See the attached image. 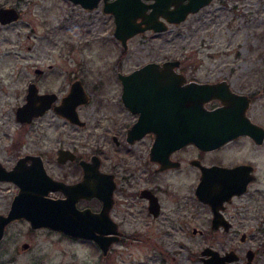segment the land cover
<instances>
[{"label": "flooded vegetation", "instance_id": "obj_1", "mask_svg": "<svg viewBox=\"0 0 264 264\" xmlns=\"http://www.w3.org/2000/svg\"><path fill=\"white\" fill-rule=\"evenodd\" d=\"M141 1L144 4L153 2ZM214 1L216 0H210L196 12L187 13L181 22ZM103 4L104 1L100 0L95 8L85 11L99 7L103 11ZM173 8L170 5L168 10ZM150 10L149 7L145 8L144 14H148ZM18 12L20 17L21 13L19 10ZM106 14L114 23L113 15ZM157 18L164 30L147 29L139 33H160L168 30L169 26L181 23H171L161 14ZM141 20V17L136 19L137 22ZM115 39L121 44L119 39ZM142 65L127 69L117 63L108 71L98 67L97 79L90 84L91 87L86 85L83 76L72 74L66 91L61 93L42 87L41 80L49 73L45 69L33 66L26 74L24 70L21 71L18 76L19 100L13 110L17 129L14 135L6 134L5 138L9 139L7 145H0V196L4 191L10 194V200L5 204L7 207L0 209V215H7L14 196L19 192L24 194V191H28L31 196L30 192L36 185H44L48 181L59 182L68 186L67 191L53 188L46 196L51 199H67L65 214L70 228L106 232L104 237H111L112 241L106 254H103L100 246L92 239L43 228L59 232L73 241L90 242L99 249L103 257L116 247H140L146 244L153 251L148 258L154 261L156 255L160 256L156 264H165L166 256L174 261L172 264H181L177 252L171 255L167 253L168 245L182 248L186 243L185 237L236 233L240 243L236 248L230 246L222 251L212 245H204L198 255L201 264L209 257L201 254L205 248L216 250L220 256L233 252L236 258L231 261L224 259L225 264H260L258 258L264 252V204L259 200V189L253 185L263 182L261 177L264 171L260 170L257 160L232 157L226 149L229 144L246 138L251 142L249 148L252 152L262 153L264 137L261 143L247 135H240L216 147L201 148L191 142L172 146L165 137L178 132L176 129L170 130V127L178 126L179 122L169 121L170 117L176 116L178 104L170 105L167 97H153L152 104L146 107V119L141 121L140 112L123 103L122 76L140 69ZM51 68V65L47 66V69ZM189 68L181 64L170 67L183 79L182 84L190 81H219L201 80L191 74ZM88 70L85 69L84 72L88 73ZM75 82L81 85L85 101H77L75 114L58 113L56 107L62 105L63 97L70 92L71 85ZM226 82L232 91L250 99L248 110L252 95L239 92L231 87L228 80ZM110 83L116 87L114 96L105 91ZM30 85L35 88L33 97L53 94L54 99L45 108H42L40 99H37L34 105L38 108L34 109V113L26 109L20 119H16L17 109L25 106L28 94L33 92ZM187 100L191 104L197 98ZM219 105L218 100L211 99L203 107L211 110ZM66 108L69 109L68 104ZM181 124L185 125V122L182 121ZM85 130L86 139H76V132ZM15 165L18 183L2 177L5 172L13 171ZM239 165L244 167L231 172L228 177L211 176L208 178L209 184L201 183L206 168H234ZM85 179L89 182L87 188L80 184ZM230 181L236 183L235 190H240L245 183L244 191L228 195V190L233 189L232 184H227ZM88 187L100 192V196L89 195ZM110 192L111 199L108 202L104 198ZM3 199L5 201V197ZM20 220L29 224L23 218L13 219L4 226L0 242L5 236L6 228ZM29 228L36 230L30 224ZM147 233L148 235H144ZM252 234H261L263 238L256 236L255 243H249L253 240ZM24 244L26 243L22 246Z\"/></svg>", "mask_w": 264, "mask_h": 264}, {"label": "rangeland", "instance_id": "obj_2", "mask_svg": "<svg viewBox=\"0 0 264 264\" xmlns=\"http://www.w3.org/2000/svg\"><path fill=\"white\" fill-rule=\"evenodd\" d=\"M0 6H14L21 13L17 21L0 24V145H7L6 134L14 135L17 129L13 110L19 100L18 76L33 66L49 72L41 80L42 87L61 93L72 74L83 76L91 87L98 67L108 71L117 63L128 69L148 61L178 59L201 80L226 79L233 89L252 95L247 115L264 128V0H216L164 32L131 37L126 49L114 38V23L100 7L85 11L69 0H0ZM105 91L114 96L116 87L110 83ZM86 132H76V139L85 140ZM249 146L251 142L241 138L226 150L238 159L257 160L264 171V152H252ZM261 180L253 187L259 189L264 204V175ZM2 194L0 209L4 210L10 194ZM252 236L249 243H255L256 236L263 238ZM184 241V247L168 245L166 250L169 255L177 252L181 264H201L199 250L206 244L222 251L240 244L236 233ZM23 243L27 248H22ZM152 253L142 244L116 247L103 257L90 242L73 241L45 228L31 230L23 220L10 224L0 242V264H156L160 256L152 261L148 258ZM166 257L165 264L174 263ZM258 259L264 264V252Z\"/></svg>", "mask_w": 264, "mask_h": 264}, {"label": "water", "instance_id": "obj_3", "mask_svg": "<svg viewBox=\"0 0 264 264\" xmlns=\"http://www.w3.org/2000/svg\"><path fill=\"white\" fill-rule=\"evenodd\" d=\"M69 1L79 4L84 9H93L98 5L100 0ZM102 1H104L103 11L112 14L114 17L115 38L119 39L122 46L126 48V40L134 34L147 29H153L154 31L165 29L158 21L157 17L159 14L171 23H179L184 20L187 13L196 12L200 7L207 5L210 0H186L185 2H183L184 0H153L151 4H144L141 0ZM170 5H173L174 8L168 10ZM148 7L151 8L150 12L144 14L145 8ZM18 17L19 12L15 7L0 6L1 24L14 22ZM138 17L142 18L140 22L136 21ZM142 23L145 25L142 26ZM179 64L180 61L178 59H166L161 62L148 61L140 69L122 76L123 103L129 108L139 111V120L141 121H145L148 112L146 107L152 104L151 98L153 97H167L170 105L178 104L179 107L175 112L176 116L169 118V121L179 122L178 126L170 127V130L176 129L178 132L170 133L165 137L172 146L191 142L201 148L216 147L240 135H247L257 143L262 142L264 137L263 127L252 122L246 114L250 101L246 95L232 91L224 79L213 83L190 81L182 84L183 79L178 73L170 69V67ZM30 86V90H33V92L28 94V102L23 107L24 109H17L16 119H20V115L26 109L34 113V109L38 108L34 105L37 99H40L42 108L47 107V104L54 99L53 94L39 97L34 95L33 97L32 94H34L35 88L32 87L33 85ZM262 91H264V83ZM83 94L84 91L79 82L73 83L70 92L63 97L62 105L56 107L57 112L75 114L74 107L78 103L77 101H85ZM192 97L197 98V101H192L190 104L187 99ZM211 99L218 100L220 105L211 110L205 109L203 104ZM67 104L68 110L66 108ZM183 105L185 107H181ZM190 105H195V107ZM182 121L185 122V125L181 124ZM241 167L244 166L206 168L201 183L209 184L208 178L211 176L228 177L231 172ZM17 175V166L15 165L13 171L5 172V175L2 177L4 179H12L18 183ZM88 183L85 179L80 184L84 188H87ZM227 184L233 185V189L228 190V195L244 191L245 183L240 190H235V182L230 181ZM53 188L66 192L68 186L63 183L48 181L44 185H36L32 192H30L35 197L28 195V191H24V194L20 192L16 194L7 215H0V239L2 238L5 225L13 219L23 218L29 222L32 229L47 227L53 230H60L65 235L92 239L100 246L102 253L106 254L112 238L104 237V233L106 232L102 231L97 233L90 229L72 230L69 224L66 223L65 210L67 199H51L46 196ZM88 193L89 195L100 196V192L91 190L89 187ZM104 199L109 202L111 192L105 195ZM209 199L207 198V200ZM22 247L26 248L27 244H24ZM201 254L209 256L204 259V264H225L223 263L224 259L231 261L236 258L233 252L220 256L216 250L210 248L203 249Z\"/></svg>", "mask_w": 264, "mask_h": 264}]
</instances>
